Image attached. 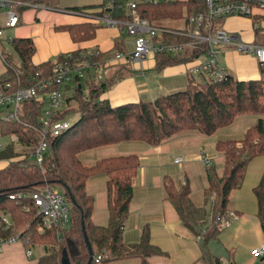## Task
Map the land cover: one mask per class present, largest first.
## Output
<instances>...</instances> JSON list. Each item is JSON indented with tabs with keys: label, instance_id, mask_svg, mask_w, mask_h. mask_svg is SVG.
I'll return each instance as SVG.
<instances>
[{
	"label": "trees",
	"instance_id": "obj_1",
	"mask_svg": "<svg viewBox=\"0 0 264 264\" xmlns=\"http://www.w3.org/2000/svg\"><path fill=\"white\" fill-rule=\"evenodd\" d=\"M41 0H31L32 3ZM54 4L58 0H43ZM39 2V3H40ZM205 10L203 0L174 1L157 5L142 4L139 14L152 22L181 20L192 13ZM78 11V10H76ZM75 41L90 40L95 37L97 26L81 24L66 26ZM11 50L0 48L5 62L10 68L8 79L0 81V91L28 87L33 84L38 73H50L52 62L34 66L33 55L36 51L31 38L13 39ZM204 51L206 46L204 45ZM203 52L188 51L185 54H160L156 57L159 70L172 65L194 61ZM63 56V55H62ZM60 56L58 59H61ZM16 60L19 64L14 63ZM17 66V67H15ZM130 66H117L111 69L103 81L91 80L82 88H77L73 98L79 105L77 111L66 110L62 116L78 114L79 119L65 134L50 138L49 150L42 165L35 164L30 158L11 162L0 170V209L10 214L13 228L7 232L0 228V236L19 235L26 249H34L36 243L44 246V255L38 264H88L90 255L83 232L94 251V257L106 253L102 264L129 258H142L164 253L151 243L148 227L143 229L138 244L127 245L123 242V231L130 214L133 199V181L140 167L139 157L135 154L108 157L93 166L80 160V154L96 148L121 142H143L158 146L173 136L198 131L207 136L231 125L238 116L258 115L257 123L250 127L240 141H220L216 150L224 157V172L218 177L214 168H207L208 188L205 196L214 197L215 218L224 215L229 209L231 194L241 188L249 163L264 155V65L260 80L240 81L231 75L224 80H210L189 77L188 87L180 92L161 96L151 102H139L112 107L106 100H100L103 93L123 79ZM18 73V79L15 77ZM199 78V77H198ZM9 84L8 88H5ZM42 103L31 101L24 104L21 120L24 125L6 124L3 135H15L25 144H37L38 133L31 130L38 124ZM18 157L13 147L0 152V159ZM96 174L107 177V195L110 221L106 227L92 223L94 198L86 191V183ZM58 186L64 189L68 204L71 206V224L63 236L44 228L42 218L37 214L30 193L44 186ZM166 200L176 210L183 225L196 236L204 229L203 219L207 218L205 208L196 207L191 200V186L186 181L177 187L172 178H164ZM25 195L20 199L11 196ZM258 202L257 217L264 232V175L254 189ZM214 218V219H215ZM204 245L220 234L216 226L208 227ZM205 256V248H203ZM91 264H96L93 260Z\"/></svg>",
	"mask_w": 264,
	"mask_h": 264
},
{
	"label": "crops",
	"instance_id": "obj_2",
	"mask_svg": "<svg viewBox=\"0 0 264 264\" xmlns=\"http://www.w3.org/2000/svg\"><path fill=\"white\" fill-rule=\"evenodd\" d=\"M66 1L67 0H58L56 5L58 9H51L43 4L36 5L31 3L32 5H30L28 3L29 5L25 6L29 8L36 7L38 11L37 9L29 8L22 10L23 7L14 6L13 9L20 15V22L17 27L11 29H7L5 25L0 26V28L3 29V37L0 39V48H4L3 46L8 44L6 48L11 50V40L31 38L36 48L32 58L34 66H41L45 63L55 61L66 53L77 52L88 48H99L106 53L114 51L130 52L133 49L134 38L128 34L124 26L105 27L103 26V22H101V25L94 19L88 18L84 13H81H86V11L88 13V11L91 10L94 14H100L104 0H99L98 4L96 3L95 5L87 3H83V5H67L69 2ZM179 1L187 2L188 0ZM63 4H65V7ZM28 11H31V13H28ZM42 14H59L64 17L59 21H53V32H50L52 35L56 36L53 40H57V37L60 35L65 37L64 44H58L53 48H49L50 43L53 41L51 40L49 43H46L48 48L43 47V50H40L41 48L36 36L44 29L43 27L40 31L42 26ZM246 19L250 20L249 22L252 23V28H254L256 35H258L260 30L264 27V12L257 11L255 18ZM235 20L241 21L245 19L241 17H231L227 19L224 23V27H226V30L230 33H233L239 28L237 25L232 24ZM260 21H263L261 26L259 25L261 23ZM81 24H92L97 26L98 29L96 30L95 37L89 41L77 42L72 39L69 32L63 29L66 26ZM157 24L169 30H181L185 27L184 19L165 20L164 24ZM60 29L63 31H60ZM57 32L61 33L57 34ZM251 36L253 37L252 34ZM239 38L242 40L241 37ZM260 44V46H264V43ZM224 57L223 66L226 68L228 74L234 78L240 81L262 79L261 63L256 57L252 55H243L236 50L227 51ZM157 63L156 58H149L144 62L143 66L141 64L130 66L126 76L111 89L103 93L100 100L108 101L112 107H119L126 104L139 103L141 101L151 102L158 97L180 92L188 87L190 77L188 64L167 66L159 70L157 68ZM9 75H11L10 68L0 53V81L8 79ZM196 79L201 81V78ZM15 90L16 88L12 87L9 92L12 93ZM1 92L2 91H0V93ZM6 110L8 111V109ZM1 115L2 110L0 108V152L11 146L18 157H14L13 159H0V170L8 167L11 162L28 157L22 149V144H20L21 141L17 136L3 135V130L8 124L6 125V123L2 122ZM258 119L259 117L252 115L238 116L231 125L217 130L211 136H207L198 131H186L165 140L158 146H151L143 142L129 141L81 153L79 157L82 163L84 160L82 156L84 154L89 152H97L99 154L98 159L89 163L87 166H93L99 160L108 157L127 156L132 154L139 157L140 167L133 181L134 195L130 205V214L123 231V242L127 245L138 244L141 240L143 229L148 227L151 233V243L164 253L160 256L149 257L146 261L142 258L135 257L112 261L108 264H174L176 260V251L174 248L181 249L183 252L184 260L182 264H236V261L240 258L242 259L243 256H249L255 260L256 258L252 256L251 251L261 244H264V232L260 220L257 217V210H249L247 213H243L242 203L232 202V198H230L228 209L234 211L238 219L235 220L230 227L222 230L219 235L204 245V238L199 241L197 236L183 225L172 204L166 200L164 178L166 176L172 178L177 187H180L186 181H189V183L191 182V186L192 181L187 177L189 176L188 168L190 164L197 162L204 166L205 169L199 168V176L200 174L203 175L201 178L203 182L201 195L195 198L192 192L191 200L196 207L205 208L207 218L203 219L201 222H204V230H208L207 228L211 227L215 220V206L213 200L207 199L205 196V191L208 188V166L203 161V155H205L204 151L211 149L210 156L215 158L213 162L210 161L211 166H214L217 173L223 174L224 157L216 150V144L220 141L242 140L247 130L254 126ZM8 137L11 139V142L3 143V140ZM192 143H196L193 146L194 148L197 147L201 149V153L199 154L200 160L198 161L190 158L189 148ZM173 156H175L173 159L174 165L176 164L175 160L177 158H184V163L186 160L188 161L184 169L186 177L178 184L176 183V179H174V174L166 171V168H168L167 164L172 161ZM87 157H89L88 154ZM258 158L262 157H257L253 161H256ZM90 160L91 159H89V161ZM216 165L222 166V168H217ZM263 175L264 166L253 174L249 182H247V176H245L243 184L247 182V187L253 191L255 199L254 189L259 185ZM86 191L87 194L95 200L94 211L91 218L92 223L98 227L108 226L110 213L108 208L106 175L96 174L90 177L86 183ZM256 203L258 207L257 199ZM213 240L222 242V247L223 250H226V254L223 251V255H215L208 249ZM240 241L245 242L242 250H238ZM203 248H205L207 256H205ZM26 252L27 249L21 241L7 245L0 251V264H37L38 260H36L35 257L36 253L33 251V256L28 258ZM261 259L264 261V258Z\"/></svg>",
	"mask_w": 264,
	"mask_h": 264
},
{
	"label": "built area",
	"instance_id": "obj_3",
	"mask_svg": "<svg viewBox=\"0 0 264 264\" xmlns=\"http://www.w3.org/2000/svg\"><path fill=\"white\" fill-rule=\"evenodd\" d=\"M179 0H104L99 15L89 16L103 22L108 27L124 26L128 34L134 38L130 52L114 51L106 53L99 48H88L77 52H69L52 62L50 73H38L33 84L21 87L14 92L0 93L1 120L6 124L24 125L21 120L24 104L36 101L42 103L38 124L31 130L38 133L37 144H22L27 156L37 165H42L45 154L49 150L50 138H56L69 131L76 121L71 122L68 116H62L68 109V100L73 98L77 88L91 80L103 81L107 73L117 66H134L160 54L178 55L188 51L203 52L189 65V75L210 80H224L229 74L219 61L220 53L225 48L236 47L245 55H254L264 65V46L243 44L238 36L227 33L224 23L231 17L255 18L257 11L264 12V0H203L205 10L192 13L184 19L185 27L181 30H169L142 17L138 8L142 4L157 5ZM27 6L28 2L17 3L12 0H0V9L12 6ZM20 20L13 9L6 16V28H15ZM3 29L0 28V39ZM206 50L204 51V47ZM205 57L202 59V57ZM6 85L5 88H8ZM69 94L68 96H65ZM72 100L70 103H73ZM8 109V111L6 110ZM27 157V158H28ZM204 163L211 167V162L203 156ZM176 164L184 163V158H177ZM25 195L11 196L20 199ZM37 214L42 218L44 228L53 230L63 236L71 224V206L65 194L52 186H44L30 193ZM215 195L210 199L214 200ZM237 214L228 210L224 215L215 218L213 225L220 231L230 227ZM0 224L3 231L13 228L10 214L0 209ZM208 230L202 231L197 239L201 241ZM20 241L19 235L0 236V251L5 246ZM27 256H33V250L27 249ZM255 258H264V244L251 251ZM108 256L106 253L94 257L96 264Z\"/></svg>",
	"mask_w": 264,
	"mask_h": 264
},
{
	"label": "rangeland",
	"instance_id": "obj_4",
	"mask_svg": "<svg viewBox=\"0 0 264 264\" xmlns=\"http://www.w3.org/2000/svg\"><path fill=\"white\" fill-rule=\"evenodd\" d=\"M12 1H15L17 3L28 2L30 5L34 4V3L31 2V0H12ZM42 1L43 0H41V2L39 1L40 3L36 2L35 4L36 5L43 4V5H46V7H48V8L58 9V8H56L57 7L56 5H57L58 1L55 2L54 4L48 3L46 1H44V3H42ZM66 2H69V4H67V5H78V4L83 5V3L84 4L87 3V4H94L95 5L96 3L98 4L99 0H67ZM63 6L65 7V4H63ZM20 7H23L22 10H24L26 8H29V7H25L23 5H21ZM60 7H62V6H60ZM29 9H37V11H38V8H36V7H31ZM61 9H63V8H61ZM11 10H13L12 6H8V7L0 9V26H4L5 25L6 16ZM28 13H31V11H28ZM81 13H84L87 17L99 15V14H94V12H92L91 10H89L88 13H87V11H86V13L85 12H81ZM17 14H18L19 20H20V15H19L18 12H17ZM63 18L64 17L59 15V14H42V16H41L42 26L40 28V31L43 29V27H44V29L42 30V32H39V34H37V36H36L37 37L36 39H38V44L40 45V48H41L40 50L41 51L43 50V47L48 48L46 43H49L51 40H53L56 37L55 35H52L50 33V32H53L52 31V23H53V21H59L60 19H63ZM243 19H245V20H241V21L240 20L239 21L235 20V21H233L232 24H235V25H237V27H239L233 33L228 32V30H226V27H224V29L227 31V33H230L232 35L241 37V39H242L241 42L243 44H246V45H261L260 43H264V27H263V29L260 30L259 34L256 35V32H255L254 28H252V23L249 22L250 20L246 19V18H243ZM95 21L102 25L101 21H99V20H95ZM260 22L261 23L259 25L261 26L263 21H260ZM157 23L164 24L165 20L157 21ZM103 26L108 27L105 24ZM5 27H6V25H5ZM7 29H11V28H7ZM60 31H63V30L60 29ZM59 33H61V32H57V34H59ZM251 34L253 35V37L251 36ZM125 37L127 38L126 34H125ZM64 43H65V37L60 35V36L57 37V40H53L50 43L49 48H53V47H55L58 44H64ZM6 46H8V44ZM229 50H236L237 52H239L236 47H227V48H225L224 51L226 53ZM239 53H241V52H239ZM241 54H243V53H241ZM243 55H245V54H243ZM252 56H254V55H252ZM254 57H256V56H254ZM151 58H154V57H151ZM204 58L205 57L203 56L202 59H204ZM224 59H225V57H224L223 53H220L219 61H220L221 64H223ZM13 62L16 63V64H19L16 60H14ZM15 67H17V66H15ZM15 77H16V79H18V73L17 72H15ZM68 95L69 94H66L65 96H68ZM77 106H78V110H79V105H77L75 102L68 103V109L67 110H72L73 108H76ZM74 111H77V108ZM72 114H74V113H72ZM250 115L259 117L258 115H254V114H250ZM261 117H264V116H261ZM78 119H79L78 114L77 115L74 114V115H69L68 116V120H70L71 122H74V121H76ZM4 142L9 143V142H11V139L8 137L5 140H3V143ZM195 144L194 143L190 144L191 145V147L189 148V150H190V158H193L194 160L198 161V160H200L199 159V154L201 153V149H199L197 147L194 148L193 146ZM1 145H3V144H1ZM210 151H211V149H208V151L205 150L204 151L205 153L204 152H202V153L205 154L203 156H205L207 159H209L211 162H213L215 160V158L210 156ZM87 154H88L89 157H87ZM98 156H99V154L97 152L86 153V154H84L82 156V158L84 159V160L82 159L83 163H85L86 165H89V163H91V162L95 161L96 159H98ZM260 157H262V158H258L256 161H253L254 160L253 159L250 162V164L248 166V169H247V172H246V176H247V180H248L247 182H249L251 180L253 174L257 170H259L260 168H262L264 166V155L260 156ZM174 158H175V156H173L172 157V161L167 164L168 168H166V171L172 172L174 174L173 175L174 179H176V183L178 184V183L182 182L183 179L186 177V175L184 173V169L186 168V166L188 164L187 163L188 161L186 160L185 163L175 164L174 165V163H173V159ZM89 159H91V160L89 161ZM216 167L217 168L218 167L222 168V166H218V165H216ZM199 168L200 169L201 168L205 169L204 166L201 163H197V162L191 163L190 167L188 168L189 169V174H188L189 176H187V177L189 178V180L192 181L191 190L193 192V197H195V198L200 196L201 195V191H202V183L203 182H202L201 178L203 177V175L200 174V176H199ZM212 168H214V166ZM216 173H217V170H216ZM217 175H218V177H220L223 174L222 173L221 174L217 173ZM247 182L243 184L241 189L235 190V191L232 192V194H231L232 202L242 203V208H243L242 212L243 213H247L249 210H253V211L257 210V212H258L256 199H255V197L253 195V191L249 187H247L248 186ZM53 187L56 188L60 192L64 191V189L61 188V187H58V186H53ZM201 243H199V244H201ZM239 243H240V246H239L238 250H242V247H244L243 245H245V242L240 241ZM36 244L37 245H35L33 251H34V253H36L35 257H36V260H38V262H39V259L44 255V246L40 245V243H36ZM208 249H210V251L213 254H215V255H223V251L226 254V250H223L222 242H218V241H214L213 240V241H211ZM174 250L176 251V254H175L176 260H175L174 264H182L183 260H184L183 252L181 251V249H178V248H174ZM38 262H37V264H38ZM236 264H264V261H262L261 258H256L254 260V259L250 258L249 256H243L242 259L240 258L238 261H236Z\"/></svg>",
	"mask_w": 264,
	"mask_h": 264
},
{
	"label": "water",
	"instance_id": "obj_5",
	"mask_svg": "<svg viewBox=\"0 0 264 264\" xmlns=\"http://www.w3.org/2000/svg\"><path fill=\"white\" fill-rule=\"evenodd\" d=\"M79 88H81V86ZM82 226H83V232H84V235H85V240H86V243H87V246H88V250H89V255H90V259H89V263L88 264H91L93 262V260H94V251H93L92 245L89 242V239L87 237L84 223L82 224Z\"/></svg>",
	"mask_w": 264,
	"mask_h": 264
}]
</instances>
